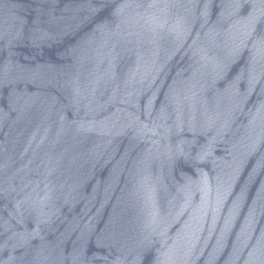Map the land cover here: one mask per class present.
<instances>
[{"label":"water","instance_id":"95a60500","mask_svg":"<svg viewBox=\"0 0 264 264\" xmlns=\"http://www.w3.org/2000/svg\"><path fill=\"white\" fill-rule=\"evenodd\" d=\"M0 264H264V0H0Z\"/></svg>","mask_w":264,"mask_h":264}]
</instances>
